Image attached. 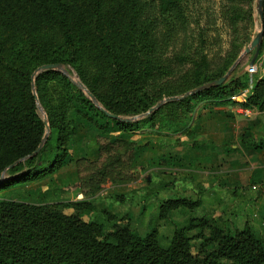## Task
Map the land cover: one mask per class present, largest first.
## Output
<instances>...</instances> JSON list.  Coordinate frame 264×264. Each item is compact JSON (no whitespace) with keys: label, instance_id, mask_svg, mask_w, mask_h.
Here are the masks:
<instances>
[{"label":"trees","instance_id":"trees-1","mask_svg":"<svg viewBox=\"0 0 264 264\" xmlns=\"http://www.w3.org/2000/svg\"><path fill=\"white\" fill-rule=\"evenodd\" d=\"M225 1L222 17L234 38L222 64L213 69L203 50L167 58L188 23L182 0H158L155 5L152 0H0V191L55 174L74 162L70 144L82 131L91 133L98 158H111L126 147L134 164L135 151L148 144L132 141V134L147 127L156 132L172 126L187 130L201 103H232L264 113V41L253 77L246 72L186 96L223 78L250 41L248 34H239V25L252 19V8L239 4L249 6L253 0ZM54 64L71 76L73 69L101 108L62 71L38 72ZM251 82L245 100L236 103L233 98ZM173 97L179 99L150 112ZM104 111L138 120L122 122ZM48 128V140L33 156ZM241 143L262 147L245 138ZM123 157L115 153L106 167ZM198 205L189 199L166 201L160 218L181 206ZM94 211L87 198L52 204L0 199V264H264V240L249 223L232 234L214 220L193 219L163 248L156 228L141 237L111 214L103 221H85ZM192 231L199 232L190 237ZM194 241L200 242L196 252Z\"/></svg>","mask_w":264,"mask_h":264},{"label":"rangeland","instance_id":"rangeland-1","mask_svg":"<svg viewBox=\"0 0 264 264\" xmlns=\"http://www.w3.org/2000/svg\"><path fill=\"white\" fill-rule=\"evenodd\" d=\"M182 1L187 5L188 23L167 51L168 60L179 55L195 56V52L203 50L209 55L213 69L218 68L234 38L232 29L222 17V12L228 6L227 2ZM157 2L158 0H152L154 5ZM258 3L259 0H253L249 6L239 4L245 9L252 8V19L239 25V34L249 35L250 41L245 48L263 29ZM203 41L206 42L205 47ZM250 55L242 60L241 66L230 78L247 72ZM64 70L67 71L65 68ZM71 71L72 76L68 71L62 72L80 88L78 83L81 81L75 71ZM205 104L209 112L207 115H204L207 112ZM205 104L198 105L193 119L188 122L187 130L180 132L178 126H172L156 132L147 127L145 131L132 134V141L148 144L135 151L134 164L130 159L131 148L126 147L114 152L111 158L107 154L98 158L97 145L91 133L82 131L74 137L73 144H70L74 162L55 174L0 191V199L28 204H52L87 198L93 203L95 211L84 216L85 221H103L111 214L119 220L118 223L129 224L141 237L156 228L158 242L163 248L171 245L178 229L186 227L190 220L202 218L216 219L217 225L230 230L232 234L244 229L246 223H249L264 240V225L254 218L258 212L264 215V180L253 177L245 183L241 179L243 174L250 176L255 169L260 170L254 163H263L260 159L264 152V138H237L229 122L226 123L228 126L223 127L226 129L225 140L215 141L208 135H202L201 132L208 123L204 118H220L211 105ZM40 113L44 115L43 110ZM223 120L225 119L220 122H224ZM243 138L262 143V147L244 146L241 143ZM191 143H196L197 146L191 147ZM115 153L124 157L109 169L106 166ZM102 173H106L103 181L100 180ZM234 181L236 184H233ZM254 184L259 187L258 191L253 190ZM176 199L199 201L200 205L181 206L168 217L160 218L161 205ZM112 225L113 222L107 225V231H111ZM198 232H189V236L193 237ZM205 234L208 235L209 232L206 231ZM199 243L193 242L194 252Z\"/></svg>","mask_w":264,"mask_h":264},{"label":"crops","instance_id":"crops-1","mask_svg":"<svg viewBox=\"0 0 264 264\" xmlns=\"http://www.w3.org/2000/svg\"><path fill=\"white\" fill-rule=\"evenodd\" d=\"M253 54V53H252ZM252 54L250 55V57L248 58V63L250 62L251 58H252ZM245 58V57H244ZM233 100L236 103H240L241 101L239 100V98L235 97L233 98ZM215 111L216 116L219 115L220 118L216 119H207L206 121L207 126L204 127V125L202 127H204V130L201 132L202 135H208L209 138L211 139H215V141L218 140H225L227 138V136H225L226 134L224 133L226 131L225 128H223L224 126H228L226 125V123H230L231 124V129L235 130V134L237 138H241V137H245V138H250L253 137L257 140H260V138H264V113H260L258 111L252 110L251 112L246 111L245 109L241 108L239 105L236 104H232V103H225V104H215V105H211ZM205 111H207V108L205 109ZM207 115L209 114V112H205ZM221 119H225L223 120L224 122H220ZM204 122V120L202 121ZM223 130V131H222ZM201 131V130H200ZM199 132V131H198ZM262 158L260 159V162L263 161V163H254V166L259 167L260 170L255 169L251 175H247V174H243L241 176V179L243 181H245V183L249 182V179H253V177H259L262 180H264V172L262 173L261 171H264V152L262 153ZM257 173V175H256ZM150 177L148 176V181H149ZM233 184H236V181H234ZM259 187L253 186V190L258 191ZM221 218V217H219ZM256 219H259L260 221H262L263 225H264V215H260V212H258V215H255ZM214 221L217 222L216 219H212ZM262 225V227H263Z\"/></svg>","mask_w":264,"mask_h":264},{"label":"water","instance_id":"water-1","mask_svg":"<svg viewBox=\"0 0 264 264\" xmlns=\"http://www.w3.org/2000/svg\"><path fill=\"white\" fill-rule=\"evenodd\" d=\"M258 12H259L260 17H261V20H262V28H263L262 29V32L259 33L254 38V40L251 42V44L247 48H245V50L243 51V53L239 56L238 60L230 68V70L228 71V73L223 78H221L219 80H216V81H214L212 83H209V84H206L204 86H201V87H199V88H197V89H195V90L187 93L186 96L194 95V94L199 93L201 91H205V90L210 89V88H213V87L215 88V87L221 86L222 84L226 83L228 81V79L230 78V76L232 75V73L235 70V68L242 62V60L244 59V57H246L247 55H250L251 53H253V54H252V58L250 60V66H253V65L256 64V62L258 60V57L260 55L261 49H262L263 41H264V26H263V24H264V0H259V3H258ZM46 70H59V71H63L64 73H67V71L64 70L63 66L62 65H59V64L43 66V67L39 68L38 72L46 71ZM78 85L80 86V88H82L86 92V94L91 98V100L97 106L100 107V105L98 104L96 98L86 89V87L82 83H78ZM177 99H179V98L178 97H173V98L165 99L162 102L158 103L154 108H152L150 110V112L155 111L156 109L160 108L163 104H165L166 102H168L170 100H177ZM38 108H39L40 111L42 110L39 102H38ZM104 112L110 118L115 119V120H119V121H122V122H134V121L138 120V117H135V118H123V117H118V116L111 115V114L107 113L106 111H104ZM44 119H45L46 124H48V120H47V117H46L45 114H44ZM50 132H51V130H50V128H48L47 134H46V136H45L42 144L40 145V147L38 148V150L36 152H34L33 156L37 155L41 151V149L45 145L46 141L48 140V137H49ZM26 159H24V160H26ZM21 161H19V162H21ZM19 162H16L12 167H14L15 165H17ZM3 180H4V176L0 180V182L3 181Z\"/></svg>","mask_w":264,"mask_h":264},{"label":"built area","instance_id":"built-area-1","mask_svg":"<svg viewBox=\"0 0 264 264\" xmlns=\"http://www.w3.org/2000/svg\"><path fill=\"white\" fill-rule=\"evenodd\" d=\"M258 70H259V65L255 64L253 66H248L247 72L250 75V77H253L255 74L258 73ZM251 88H252V85L250 86V88L248 90L241 93L237 98H239L240 101H244L248 92L251 90ZM246 111L251 112L252 110H246Z\"/></svg>","mask_w":264,"mask_h":264}]
</instances>
